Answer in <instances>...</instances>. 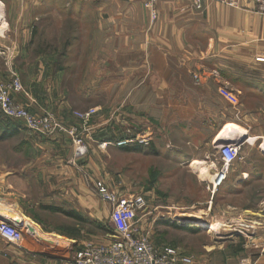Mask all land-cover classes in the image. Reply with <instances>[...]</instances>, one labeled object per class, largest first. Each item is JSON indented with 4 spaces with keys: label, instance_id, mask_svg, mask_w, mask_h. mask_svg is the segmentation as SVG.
Here are the masks:
<instances>
[{
    "label": "crops",
    "instance_id": "obj_1",
    "mask_svg": "<svg viewBox=\"0 0 264 264\" xmlns=\"http://www.w3.org/2000/svg\"><path fill=\"white\" fill-rule=\"evenodd\" d=\"M243 6L233 9L207 0L196 9L192 0H159L152 21L140 0L63 5L0 0V76L21 79L23 91L14 95L16 100L36 114L53 112L80 130L74 109L100 106L112 112V119L99 113L88 122L82 132L87 153L79 159L66 135L29 132L23 150L27 157L0 171V220L23 224L32 219L26 212H32L39 220L34 227L24 225L37 232L39 241L42 234L66 235L75 221L67 215L72 211L97 224L106 206L93 182H107L120 195L140 194L131 175L136 156L146 160L151 189L158 185L159 172L164 176L179 169L192 172L201 186L209 185L219 169L208 157L226 124L245 130L232 133L229 141L251 144L248 138L254 137L264 156V130L258 126L264 122V14L255 11L251 0ZM45 24L52 32L63 28L55 40L61 44L41 37ZM220 87L230 90L237 104L224 99ZM122 113L131 127L142 123L135 127L139 132L126 133L130 126L123 131ZM141 135L143 145L112 143ZM100 143L108 144L101 148ZM108 148H113L111 171ZM240 171L246 177L252 170ZM150 213L147 207L138 214V227L146 234ZM87 242H76V249ZM63 245L54 249L55 256L36 250L35 257L27 252L31 248H18L0 236V264H71L64 255L73 251ZM32 248L37 249L35 244ZM255 253L240 254V264H264V253ZM212 259L215 263L205 264H220Z\"/></svg>",
    "mask_w": 264,
    "mask_h": 264
},
{
    "label": "rangeland",
    "instance_id": "obj_2",
    "mask_svg": "<svg viewBox=\"0 0 264 264\" xmlns=\"http://www.w3.org/2000/svg\"><path fill=\"white\" fill-rule=\"evenodd\" d=\"M72 1L73 3L79 2L88 4H96L100 1H104L105 3L112 2V0H40V3L47 4L51 2L58 5H63ZM210 1H212V3L214 4L221 5L227 8L239 10H243L242 8H244V0ZM233 1L235 4H232ZM251 1H253L255 5V11L260 14H264V11L260 9L263 0ZM140 2L144 6L143 0H140ZM158 3L159 0L156 2V4L158 5ZM194 3L195 1L192 0L193 6ZM42 28L44 29L40 31L41 37L45 35V37L48 39L49 37L54 39V42L57 39L56 37H58L57 42H59V35H62V33L60 32L61 29L63 32V28H56L53 30V32L52 26H49L47 24H45V26H43ZM48 41L49 40H45V42L49 46L50 44H48ZM240 67L241 64L239 63L238 68ZM14 76L17 75L12 74L11 78L8 81H4L1 76L0 78L4 83H8ZM18 79L21 82V79L19 77ZM22 91L23 85L20 92ZM92 108L95 109V112L86 121L81 120L74 114L75 111H85ZM30 112L35 115H41L36 114L32 111ZM46 112L48 113L50 111H44V113ZM99 113H104L106 118L112 119V112H110V110L108 109H103L100 106H91L85 109H74L73 111H71L73 117H75L82 124V129L80 130L75 125L65 124L53 112H50L53 118L66 128V132L71 127H75L77 130V133L73 135L69 134L68 132H56L55 134L50 136L58 134L66 135L69 138L71 145L74 146L73 157L78 159L82 158L86 156L87 153V148L84 143L82 132L85 130L88 122ZM262 119L264 120V118ZM121 121L124 125L123 131H125V128L127 129L128 126H130L129 128L131 130H126V133L131 131L135 134L139 132L136 131L138 126H143L141 123V125H135V127L137 128L131 127V121L128 119L127 113H122ZM229 126H232V128H228ZM258 126L264 130V122L260 123ZM4 128L7 131H10L12 128L17 129V134L7 139L0 138V171L4 168H13L18 164L20 159L22 160L23 158H26L28 154L23 152L24 148H27L25 146L26 143L24 142V139L25 137H27V134L29 132L37 134L26 128L21 120L12 118L10 119L0 111V134ZM244 131L245 130L240 128L238 125L226 124L217 139L220 142L229 141L230 139H232V133H244ZM251 133L254 134L253 131H251ZM258 133L260 134V132L257 131L256 134ZM74 137H76V139L78 138L81 141L82 145H84L86 151L83 155H75L76 144L73 141ZM143 137L144 136L142 135L140 136V138ZM137 138L140 139L139 137ZM123 139L125 138L116 139L115 141H112V143L113 145H116L118 141ZM248 140L251 144H241L239 149V158L230 166L225 180H223V182L215 187L216 190L213 187L214 180L209 185L201 186L194 181V174L192 172H188L187 170L183 171L180 169L169 172L165 171L163 173L164 176L162 175V172H159L157 174L159 179L157 181L158 185L151 189L147 187L149 183L148 177H150V173H148V171L146 170L147 164L145 158L143 156H136V160L134 158V162L132 163L131 175L133 177V180H136V182L140 184V186L138 185L137 189H134V191L145 195L148 211H151L150 217L152 218L150 234H146L141 230L140 231L150 238L156 248L160 249L166 246L177 248L183 253L190 255L193 259L194 264L196 263V261H204V264L207 261H213L215 263V260L212 259V257H216L218 263L220 264H240V254H244L245 252L252 255L256 254L255 251L257 248H255L254 243L256 241H264V156L261 155L258 149V147L260 146L258 145V142L255 141L253 143L254 137L249 136ZM106 144L108 143H100L99 146L103 148ZM261 147L264 150V144ZM107 151L109 157L106 158V167L111 171L113 167V148H108ZM209 160H212V163L210 164L216 165L218 169L221 168L222 164L219 159L218 148H214L212 146V155L208 157V163ZM231 168H234V170L232 171ZM241 168L250 169L252 171L248 172L247 176L245 175L246 177H244L243 173L240 171ZM97 182H101L107 189L116 192L107 182H103L100 180H96L93 182L95 191V185ZM141 183L143 187H141ZM100 200L103 202L106 208L103 213V218L99 220V223L96 224L95 221L89 220L92 222L85 223L82 226L74 221L71 227H67L66 235H63V237H48L47 235L45 236L44 234H42V236L40 235L41 241L37 240V238L36 240H34L32 237L26 235L21 247H23L24 249L31 248V250L27 252L31 256L36 257L38 254L36 250L41 254L44 253L42 255L47 256L58 254L54 251V249L56 248L57 250L62 246L64 248L65 245L63 244L65 243L70 251H74L77 247L76 242L80 241H90L94 244L107 243V241L110 240V237L113 236V234L115 236V233L111 229L112 225L110 222L108 203H106L102 199ZM166 206H171V209L166 208ZM26 214L32 216V219L31 221L23 222L34 227V221L39 219L35 215H33L32 212L27 211ZM227 218H239L243 221H241L242 225L236 226L235 224L228 223V226L221 227L219 229L211 230L208 228V226L210 224H213V222L220 219L228 220ZM165 221H168L169 223H175L181 226V228L171 227L166 224L167 222ZM81 227H85V231H81ZM189 229L196 230L191 231ZM35 236H38L37 232L35 233ZM28 242L30 243V245ZM33 244H35V247L37 249L32 248ZM44 245L48 246L44 247ZM50 246L52 247L51 249L49 248ZM58 252L60 254L62 250Z\"/></svg>",
    "mask_w": 264,
    "mask_h": 264
},
{
    "label": "built area",
    "instance_id": "obj_3",
    "mask_svg": "<svg viewBox=\"0 0 264 264\" xmlns=\"http://www.w3.org/2000/svg\"><path fill=\"white\" fill-rule=\"evenodd\" d=\"M157 1L143 0L144 7L147 9L152 21L157 18ZM194 1V7L201 9L207 0ZM232 4H235L234 1ZM260 9L264 11V0ZM21 90L22 85L17 76L12 77L8 83H4L0 78V111L5 116L21 120L26 128L40 135L50 136L56 132H66V128L56 121L50 112L35 115L21 106L14 98V94L19 93ZM219 92L230 104H237V97L230 90L221 87ZM94 112L95 109L92 108L85 111H75L74 114L81 120L86 121ZM67 132L73 135L77 133V130L75 127H71ZM77 139L76 137L73 139L76 144L75 155L80 156L85 153L86 149L81 141ZM135 142L145 144L146 139L125 138L118 141L116 145L129 146ZM240 146L236 145L235 142L221 143L217 146L222 166L213 182L214 188L226 178L231 164L239 158ZM95 187L98 197L110 205V222L115 230V236L107 243L94 244L87 242L82 247L75 249L72 254L64 255L71 260V264L193 263L190 255L177 248L170 246L156 248L150 238L140 231L138 214L147 208L146 199L143 195H120L107 189L101 182H97ZM26 235L35 238V232L30 227L16 221L0 220V236L9 243L21 247ZM254 244L260 253H264V241H256Z\"/></svg>",
    "mask_w": 264,
    "mask_h": 264
},
{
    "label": "trees",
    "instance_id": "obj_4",
    "mask_svg": "<svg viewBox=\"0 0 264 264\" xmlns=\"http://www.w3.org/2000/svg\"><path fill=\"white\" fill-rule=\"evenodd\" d=\"M11 119V118H10ZM17 134V129H11L10 131H7L5 128L2 130L1 134H0V138H4V139H7L9 137H12V136H15ZM123 147H128V146H123ZM126 149V148H125ZM127 149H130V150H136L137 147H134V148H127ZM233 164V163H232ZM231 164V165H232ZM230 169V168H229ZM225 180V179H224ZM223 182V181H222ZM67 215L71 216L75 221L77 222H80V223H85L87 220L84 219V217H80V215L76 212V211H72L71 213H67ZM87 222H92V221H87ZM167 222L166 224H168L169 226L171 227H175V228H181V226L175 224V223H169L168 221H165ZM191 231H195L196 229H189Z\"/></svg>",
    "mask_w": 264,
    "mask_h": 264
},
{
    "label": "bare ground",
    "instance_id": "obj_5",
    "mask_svg": "<svg viewBox=\"0 0 264 264\" xmlns=\"http://www.w3.org/2000/svg\"><path fill=\"white\" fill-rule=\"evenodd\" d=\"M228 128H232V126H229ZM236 128V127H235ZM225 129H227V128H225ZM226 133V132H225ZM216 187V186H215ZM215 190H216V188H215ZM209 216V215H208ZM242 220H240L239 218H230V219H228V220H224V219H220V220H217V221H215V222H213V224H210L209 226H208V228L209 229H211V230H215V229H219V228H221V227H226V226H228L227 224L228 223H231V224H235L236 226L237 225H242V222H241ZM201 224V223H200ZM31 230H33V229H31ZM35 231V230H34ZM35 238H36V236H35ZM37 239H38V236H37Z\"/></svg>",
    "mask_w": 264,
    "mask_h": 264
},
{
    "label": "water",
    "instance_id": "obj_6",
    "mask_svg": "<svg viewBox=\"0 0 264 264\" xmlns=\"http://www.w3.org/2000/svg\"><path fill=\"white\" fill-rule=\"evenodd\" d=\"M235 142V144L236 145H240L241 143H242V139H240V140H238V141H234ZM221 143H233V141H222V142H220V141H217V143H216V147L219 145V144H221ZM218 148V147H217ZM20 223V222H19Z\"/></svg>",
    "mask_w": 264,
    "mask_h": 264
}]
</instances>
